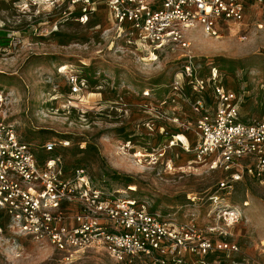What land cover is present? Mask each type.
<instances>
[{
    "label": "rangeland",
    "instance_id": "rangeland-1",
    "mask_svg": "<svg viewBox=\"0 0 264 264\" xmlns=\"http://www.w3.org/2000/svg\"><path fill=\"white\" fill-rule=\"evenodd\" d=\"M51 6L45 4L41 15L20 16V8L0 0V114L5 122L41 157L43 144L70 140L62 150L68 168H86L96 186L123 190L124 196L175 221L211 226L208 196L225 174L194 163L180 146L167 147L179 129L162 115H171L173 108L160 103L185 52L166 48L155 58L149 47L119 36L105 7L84 23L75 15L50 14ZM73 8L79 13V4ZM219 28L217 36L200 26L189 29V51L206 71L207 63L227 70L224 83L243 94V117L259 116L264 110V12L249 9L242 22ZM75 73L86 79L79 94L71 93L69 83ZM177 138L186 141L182 134ZM228 199L240 208V222L220 227L223 235L209 236L239 249L212 253L208 264H264V183L246 178ZM0 264L122 263L97 248L60 253L49 243L16 234L0 212Z\"/></svg>",
    "mask_w": 264,
    "mask_h": 264
},
{
    "label": "built area",
    "instance_id": "built-area-1",
    "mask_svg": "<svg viewBox=\"0 0 264 264\" xmlns=\"http://www.w3.org/2000/svg\"><path fill=\"white\" fill-rule=\"evenodd\" d=\"M2 1L16 8L36 3ZM72 4L80 5L84 23L105 7L119 36L149 47L155 58L161 49L185 52L184 63L160 102L173 112L161 113L179 129L167 147L180 146L194 163L225 174L208 196L214 223L202 229L193 221H175L124 196L123 190L96 186L86 168H68L62 150L71 146L70 140L43 144L46 155L41 157L35 145L24 141L0 114V212L9 219V227L63 254L97 248L122 264L146 260L150 264H208L206 258L212 253L238 251L236 243L209 235H223L226 232L220 227L240 222V208L228 199L237 182L251 178L264 183V113L243 117V94L224 83L217 66L207 63L206 71L205 64H197L189 51L187 31L200 26L217 36L221 24L242 22L247 10L264 12V0H72ZM85 81L83 75L71 74V93H81ZM3 101L0 93V108ZM179 134L186 141L178 139ZM153 157L157 163L159 155Z\"/></svg>",
    "mask_w": 264,
    "mask_h": 264
},
{
    "label": "flooded vegetation",
    "instance_id": "flooded-vegetation-1",
    "mask_svg": "<svg viewBox=\"0 0 264 264\" xmlns=\"http://www.w3.org/2000/svg\"><path fill=\"white\" fill-rule=\"evenodd\" d=\"M45 4L52 5L50 10H49L50 14L51 13L56 14L55 12H58V14L68 15L71 17H73L75 15L76 18H79L81 16L80 13L76 12V10L73 8L74 4H72V0H36L35 4L30 3V4L23 5L20 8V10L22 11L20 16H28L29 14L34 15V16L41 15V13L43 11L42 10L43 6H45ZM33 10H34V12H33ZM37 18L40 19V16ZM67 19H69V18H67ZM52 32H53V34H57V30H55V29H53Z\"/></svg>",
    "mask_w": 264,
    "mask_h": 264
},
{
    "label": "trees",
    "instance_id": "trees-1",
    "mask_svg": "<svg viewBox=\"0 0 264 264\" xmlns=\"http://www.w3.org/2000/svg\"><path fill=\"white\" fill-rule=\"evenodd\" d=\"M100 9H101V8H99L98 10H96L93 14L97 13ZM3 42H5V41H1V43H3ZM226 71H227V70H226ZM226 71L223 72V73H225V75H226V73H227ZM230 89H232V88L230 87ZM263 113H264V110H263V112H261V114H259V116H261Z\"/></svg>",
    "mask_w": 264,
    "mask_h": 264
},
{
    "label": "bare ground",
    "instance_id": "bare-ground-1",
    "mask_svg": "<svg viewBox=\"0 0 264 264\" xmlns=\"http://www.w3.org/2000/svg\"><path fill=\"white\" fill-rule=\"evenodd\" d=\"M138 156H142V155H138Z\"/></svg>",
    "mask_w": 264,
    "mask_h": 264
}]
</instances>
